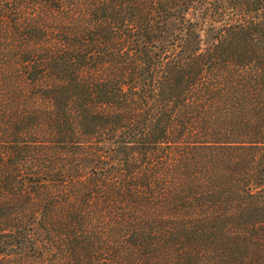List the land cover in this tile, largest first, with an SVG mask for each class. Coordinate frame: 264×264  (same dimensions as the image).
<instances>
[{"label": "trees", "instance_id": "16d2710c", "mask_svg": "<svg viewBox=\"0 0 264 264\" xmlns=\"http://www.w3.org/2000/svg\"><path fill=\"white\" fill-rule=\"evenodd\" d=\"M0 264H264V0H0Z\"/></svg>", "mask_w": 264, "mask_h": 264}]
</instances>
